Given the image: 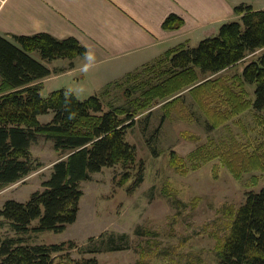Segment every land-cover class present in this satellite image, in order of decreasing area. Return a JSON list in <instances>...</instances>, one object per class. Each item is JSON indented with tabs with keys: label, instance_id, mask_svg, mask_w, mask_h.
<instances>
[{
	"label": "trees",
	"instance_id": "16d2710c",
	"mask_svg": "<svg viewBox=\"0 0 264 264\" xmlns=\"http://www.w3.org/2000/svg\"><path fill=\"white\" fill-rule=\"evenodd\" d=\"M233 11L238 18L222 23L215 35L193 46L181 42L168 48L83 99L64 88L43 97L40 79L51 70L33 56L36 53L46 61L83 56L87 50L78 39L45 32L10 39L0 35V186L20 180L40 165L30 152L39 135L50 139L59 152L41 189L25 201L11 198L0 206V223H7L15 234L0 235V264H97L95 258H72L69 250L75 243L71 240L28 244L24 235L64 230L76 220L82 181L105 166L135 161V147L125 136L135 124L134 116L151 105L162 103L168 113L178 106L176 102L182 106V94L188 91L201 111L217 123L214 126L245 110L264 126V9L242 2ZM181 24V17L171 14L162 25L175 29ZM241 63L239 74L218 76ZM246 84L253 85V96L248 95ZM48 113L50 120L40 122L38 117ZM232 142L196 148L189 153L191 167L220 158L236 178L241 175L239 169L264 168V152L249 156L237 141ZM238 155L246 159L234 162ZM171 162L176 167V155ZM128 177L124 172L120 183ZM142 179L139 172L131 187ZM105 237L106 233L101 234L90 251L122 249L128 243L125 233ZM217 264H264V185L248 191L235 210Z\"/></svg>",
	"mask_w": 264,
	"mask_h": 264
},
{
	"label": "rangeland",
	"instance_id": "374dc122",
	"mask_svg": "<svg viewBox=\"0 0 264 264\" xmlns=\"http://www.w3.org/2000/svg\"><path fill=\"white\" fill-rule=\"evenodd\" d=\"M33 56L38 58L36 53ZM242 68L243 63L218 76L236 75ZM79 73L82 72L76 70L69 75L51 76L45 80L41 95L64 88L83 99L99 93L107 83L99 88L91 74L87 72L78 78ZM142 78L139 76V80ZM245 87L248 95L253 96L250 93L253 85ZM118 102L129 104L122 99ZM176 103L178 106L168 113L162 103L137 113L135 124L125 136L135 147V161L105 166L92 173L90 179L80 183L82 195L76 220L60 232L28 233L24 235L26 243L71 240L75 243L69 250L72 258H95L97 264H217L233 214L248 191L264 185V168L239 169L241 175L236 178L220 158L208 159L192 168L189 153L200 146L237 141L242 153L260 156L264 152V126L253 118L250 110L214 126L217 123L201 111L188 91L182 94V106ZM51 116L43 114L38 119L47 122ZM30 152L40 165L20 180L0 186V206L6 199L25 201L33 191L41 189L59 156L52 141L44 135L32 142ZM173 155L176 167L171 162ZM245 159L238 155L234 162ZM124 172L129 177L120 183ZM139 172L142 181L131 187ZM103 233L105 240L110 233L116 236L125 233L128 243L122 249L91 252ZM0 235L15 234L7 223H0Z\"/></svg>",
	"mask_w": 264,
	"mask_h": 264
},
{
	"label": "crops",
	"instance_id": "0c3cea01",
	"mask_svg": "<svg viewBox=\"0 0 264 264\" xmlns=\"http://www.w3.org/2000/svg\"><path fill=\"white\" fill-rule=\"evenodd\" d=\"M242 2L264 9V0H0V35L75 37L86 47L83 56L37 58L51 70L41 88L51 76L76 70L85 72L78 78L91 74L100 88L181 42L193 46L215 35L222 23L238 18L233 8ZM171 14L182 24L164 28Z\"/></svg>",
	"mask_w": 264,
	"mask_h": 264
}]
</instances>
